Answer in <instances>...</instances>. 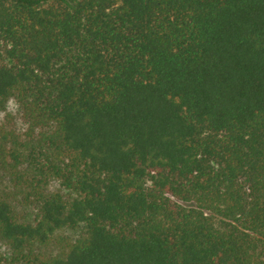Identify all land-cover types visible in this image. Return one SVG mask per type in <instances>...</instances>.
Masks as SVG:
<instances>
[{"label":"trees","instance_id":"obj_1","mask_svg":"<svg viewBox=\"0 0 264 264\" xmlns=\"http://www.w3.org/2000/svg\"><path fill=\"white\" fill-rule=\"evenodd\" d=\"M8 100L0 264H264V0H0Z\"/></svg>","mask_w":264,"mask_h":264},{"label":"rangeland","instance_id":"obj_2","mask_svg":"<svg viewBox=\"0 0 264 264\" xmlns=\"http://www.w3.org/2000/svg\"><path fill=\"white\" fill-rule=\"evenodd\" d=\"M24 122L21 120L19 110L16 106V104L12 100H8L7 102L0 103V137L1 135H7V143H4V149L9 150V149H20L18 143L21 142V138H14L13 136L15 134H19L23 129H24ZM9 133L12 135H9ZM16 136V135H15ZM17 137V136H16ZM16 140H20V142H16ZM6 188L13 190V184H11L9 181H6ZM50 192L52 191H57V184L52 183L49 186L48 189ZM63 194V192H62ZM23 195L20 194L18 200L16 199L14 201L15 204V212L17 216L20 218V220H23L25 222H32L33 219L37 215V207L35 202H27L23 200ZM65 195V193L63 194ZM57 247L55 245H51L45 248L46 253H54L56 252ZM0 252H6L5 251V246L0 243Z\"/></svg>","mask_w":264,"mask_h":264}]
</instances>
